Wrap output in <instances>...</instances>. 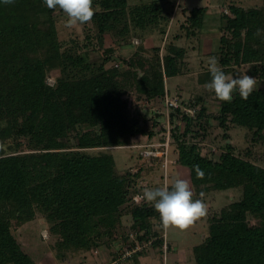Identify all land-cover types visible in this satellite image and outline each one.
<instances>
[{
    "label": "trees",
    "instance_id": "obj_1",
    "mask_svg": "<svg viewBox=\"0 0 264 264\" xmlns=\"http://www.w3.org/2000/svg\"><path fill=\"white\" fill-rule=\"evenodd\" d=\"M93 7L97 32L92 38L100 45L107 33L125 43L133 29L167 20L162 0L132 8L129 0H93ZM184 9L186 25L195 33L204 24L207 7ZM230 10L232 14H222L230 34L220 40L222 70L227 74L233 62L250 63V74L262 84L248 100L238 90L231 102L218 100L214 117L224 143L207 154L193 140L210 132L204 126L203 118L210 114L202 95L191 101L199 106L195 116L176 108L169 117L171 147L175 145L178 152L173 165L176 170L188 169L193 199L210 190H243L240 198L209 218V233L194 247L193 264H264V164L250 155L253 146L241 152L229 141L234 124L248 129L253 138H264V6L232 4ZM59 13L64 14L59 8H47L43 0L10 4L0 0V264H39L16 233L38 218L45 222L40 227L47 225L49 245L60 260L90 253L101 242L117 248L114 260L124 252L129 231H139L140 240L162 233L153 204L134 198L148 188L141 174L151 159L138 147L141 166L121 169L112 149L130 147L137 135L164 138L167 128L160 117L166 113L170 93L166 78L182 73L185 50L171 43L162 58L160 46H154L151 57L144 58L141 52L148 48L144 43L124 59V70L107 67L104 61L90 62L81 53L75 58L63 51ZM114 50L105 48L109 53ZM54 69L62 74L52 85L48 77ZM205 75L210 82V72ZM128 89L159 106L160 114L151 118L142 112L131 114L124 97ZM160 187L162 179L156 188ZM125 216L131 219L128 227ZM162 244L160 236L151 250L122 264H142L140 257L150 252L164 258Z\"/></svg>",
    "mask_w": 264,
    "mask_h": 264
},
{
    "label": "rangeland",
    "instance_id": "obj_2",
    "mask_svg": "<svg viewBox=\"0 0 264 264\" xmlns=\"http://www.w3.org/2000/svg\"><path fill=\"white\" fill-rule=\"evenodd\" d=\"M149 1L151 0H129V8ZM162 4L163 13L167 14V20H163L155 27L152 25L144 29H133L131 32L132 34L126 40L128 42L125 43H119L111 33H107L105 36V43L100 45L96 38H92L97 32L96 25L93 24L92 20L89 23L82 25L77 24L69 28L66 27L65 24L67 17L65 14L61 15L60 13L57 15L60 28L59 38L62 43H64V45L62 44L63 51L71 53L75 58L77 53H81L90 62L99 64L104 61L107 67L118 66L120 70L125 69L124 59L127 60L134 56V52L137 48L136 46L143 45L144 43L148 47L147 50L141 52V56L144 58L151 57L153 53L152 48L154 46H160V55L162 58L167 52L168 45L171 43L183 47L185 51L181 57L183 61L182 73L178 76L166 78V87L170 92V97H177L179 100H185L187 103H191V101L195 100L199 95L204 97L203 103L208 108L210 118H203V121L205 123L204 126H206L210 132L204 137L197 136L195 139H193V137H191V139L199 141L203 153L207 154L210 151L220 149L221 143H224L221 136L222 129L214 117V114L219 110V101L214 93L204 88L206 83H200L202 78L207 82V76L205 74L209 72L208 61L210 57H216L220 68H224L220 61V40L223 35L229 37L230 34L225 28L226 22L222 14H232L230 10L232 4L245 7L264 6V0H162ZM197 7H207V13L202 27L195 28V33H192L193 31L189 30L186 25L187 14L184 12V8L193 9ZM163 28L165 32L162 31ZM116 42L117 45H115ZM108 47L115 48L114 52H106L105 48ZM250 66V63L240 62L234 64L233 62L230 67L232 70L227 74L233 75L234 78H238L239 74L246 73L257 79V86L261 85L262 81L258 80L255 75L250 74ZM61 74L62 72L60 69H54L49 74L48 82L54 85L56 83V78ZM124 97L129 101V109L133 115H135L136 112H142L146 114L148 118H151L154 113L160 114L159 106H155L145 98L141 99L137 97V93L134 92V89H128ZM198 109L199 106H197V111ZM164 114L163 117H160V121L167 128L165 132L167 133L168 130H170L172 136L173 125L170 118L167 117V114ZM150 124L152 128L153 122H150ZM162 134L164 133H161V136ZM230 134L232 138L229 141L236 144L238 151H246V148L253 146L250 155L256 162L264 164V138H253L252 133L248 129L235 124L232 125ZM163 136L165 137V135ZM155 140L157 139L150 140L147 135H137L131 138L130 143L146 144L155 142ZM136 149L139 150L134 146L114 147L112 151L117 166L121 169L130 166H141L142 163H140L137 157L139 151H136ZM172 152L174 153L172 154ZM177 153L175 145H173L170 149V157L174 160L177 157ZM151 161L152 162L145 163L142 167L143 171L141 178L142 182L148 185L149 189H155L160 180L159 175H161L163 169L159 162V157ZM180 168L181 169L176 170V166L170 164L169 172L171 175V183H173L176 178L186 180L189 178L188 169L182 166H180ZM241 194H243V190L236 188L228 190H210L204 193L201 198L207 207V213L204 217L194 221L186 230H177L175 228H168L166 230L167 238L171 246L169 249V263L193 264V249L204 240L206 235H208L209 218L213 213L220 212L222 208L227 206L232 200L240 198ZM127 216L124 217V222L128 227L131 224V219H127ZM42 223H45L44 220L38 218L30 221L16 231L25 249L39 262V264L111 263L113 252H116L117 248L113 246L114 248L110 249L106 242H101V244L95 247L90 253L71 254L65 260L58 259L49 245L51 238L48 227L47 225L40 227ZM126 228L124 227V230L127 231ZM96 250L98 252H96ZM147 256L148 257H140L139 262L141 261L142 264H163L164 258H162L160 254L150 252L147 253Z\"/></svg>",
    "mask_w": 264,
    "mask_h": 264
},
{
    "label": "clouds",
    "instance_id": "obj_3",
    "mask_svg": "<svg viewBox=\"0 0 264 264\" xmlns=\"http://www.w3.org/2000/svg\"><path fill=\"white\" fill-rule=\"evenodd\" d=\"M5 4L13 3L14 0H3ZM49 9L59 8L67 17L66 27H73L77 24L91 22L96 9L93 7V0H43ZM260 30H257L259 34ZM208 70L211 74V81L204 85L209 92L222 102H231L233 93L238 90L243 100L257 89V79L245 74H239L238 78L226 74L219 66L216 57H210ZM199 175H203L196 166ZM189 181L176 178L171 186L165 184L156 189L145 188L143 199L152 203L159 219L165 229L175 228L186 230L194 221L204 217L207 207L201 199H193Z\"/></svg>",
    "mask_w": 264,
    "mask_h": 264
},
{
    "label": "built area",
    "instance_id": "obj_4",
    "mask_svg": "<svg viewBox=\"0 0 264 264\" xmlns=\"http://www.w3.org/2000/svg\"><path fill=\"white\" fill-rule=\"evenodd\" d=\"M176 108H182L185 113L190 114L192 116H195L196 115L195 113L197 112V105L191 103L183 105L182 100H179V98L177 97H170V95L167 94L166 114L168 118L170 117L171 110ZM171 144H172V136L170 130H168L163 140L157 139L155 140V142L131 145L137 148L138 147L141 148L140 152L145 158L152 160L154 158L159 157L160 159L159 162L161 163L163 169L162 176H160V179H162L163 181V186L167 184L169 185V187L171 186V182H170L171 175L169 172V166L170 164H174L176 162V160H173L170 157ZM142 197H143V193H138L135 195L134 198L137 202H141L144 200ZM158 220L160 222V219ZM159 227L162 228V233L160 234V236L163 237V244H162V249L164 253L163 264H168V260H169L168 252L170 249V242L167 238V231H166L167 229H165L162 226L161 222ZM139 234L140 232L137 230H132L128 232L129 239L125 243L124 252L117 258H114V260L111 259L110 264H122L126 260V258L132 257L138 252L151 250L153 243L160 238L159 235H152L151 237L149 236L148 239L140 240L137 237V235ZM96 252L98 251L96 250Z\"/></svg>",
    "mask_w": 264,
    "mask_h": 264
},
{
    "label": "crops",
    "instance_id": "obj_5",
    "mask_svg": "<svg viewBox=\"0 0 264 264\" xmlns=\"http://www.w3.org/2000/svg\"><path fill=\"white\" fill-rule=\"evenodd\" d=\"M142 257H148V256H141V258H142Z\"/></svg>",
    "mask_w": 264,
    "mask_h": 264
}]
</instances>
